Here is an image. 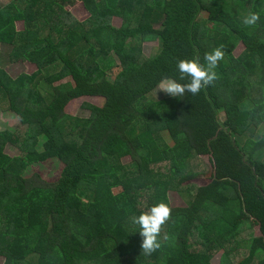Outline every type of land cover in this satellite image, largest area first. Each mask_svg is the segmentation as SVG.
<instances>
[{
	"label": "trees",
	"instance_id": "trees-1",
	"mask_svg": "<svg viewBox=\"0 0 264 264\" xmlns=\"http://www.w3.org/2000/svg\"><path fill=\"white\" fill-rule=\"evenodd\" d=\"M67 1L0 3V47L36 68L11 76L0 66V107L20 124L0 128L3 264H211L219 250L217 264H264V0H78L83 21ZM253 12L259 21L245 25ZM216 48L212 84L152 97L165 78L190 83L179 60L206 68ZM84 95L104 101L84 102L87 116L65 111ZM46 159L63 164L53 180L32 169ZM168 190L185 193L184 205L169 204ZM160 202L171 215L145 255L131 218Z\"/></svg>",
	"mask_w": 264,
	"mask_h": 264
},
{
	"label": "rangeland",
	"instance_id": "rangeland-1",
	"mask_svg": "<svg viewBox=\"0 0 264 264\" xmlns=\"http://www.w3.org/2000/svg\"><path fill=\"white\" fill-rule=\"evenodd\" d=\"M6 1L8 0H0V3L2 4V3H5ZM64 7L74 16V18H76L79 21H83L88 17L87 11L85 10L82 3L79 2L78 0L67 1L64 4ZM111 23L114 26L118 27L121 23V20L119 17L113 16ZM209 25L211 28H215L213 24H209ZM16 29L18 31L22 30V23L17 22ZM157 48H158V44L156 41L145 42L142 44V53L144 56H151L152 54H154ZM241 50H242L241 44L235 43L231 47V54L233 56H237ZM7 52H8L7 47L5 46L0 47V66L4 69V71L7 74L11 76H14L19 73L31 74L36 70L35 66L28 62L17 61V62L10 63L6 56ZM116 63L117 62L115 58L110 55H108L107 58L104 60V64L106 66L105 67L106 73L108 74L110 78H112L114 74H116L117 72V69L113 68ZM158 85L152 90L151 92L152 97L160 98V97L168 96L164 92L159 90ZM103 101L104 99L101 96L84 95V96L70 100L65 106V111L71 115L87 116L88 110L83 108L82 106L84 102L95 104V105H101ZM19 126L20 124H19L17 117L14 114H12L10 111H4L0 107V128L8 129L13 132V131H16L17 128H19ZM4 151L11 156L16 155L18 153V150L12 145H10L9 143L5 145ZM199 160L201 161V163H204L205 165H207L208 160H207L206 155L199 156ZM119 163L121 165L128 166L130 163V157L129 156L121 157L119 159ZM32 169L34 171L36 170L44 178L48 180H53L57 176L60 175L63 169V164L61 162H57L56 160L46 159L40 162L38 165H34ZM190 182L193 184L200 185V184L206 183L207 179L203 177H195L192 180H190ZM113 190L115 192H118L120 191V187L119 186L113 187ZM166 197H167L169 204H171L172 206L184 205L185 193L183 192L178 193V191H175V190H168L166 192ZM252 232L255 234H258L257 228L255 226H253ZM219 253H220V250L213 253V255L210 257L211 264H217ZM0 264H3V257L1 256H0Z\"/></svg>",
	"mask_w": 264,
	"mask_h": 264
},
{
	"label": "clouds",
	"instance_id": "clouds-1",
	"mask_svg": "<svg viewBox=\"0 0 264 264\" xmlns=\"http://www.w3.org/2000/svg\"><path fill=\"white\" fill-rule=\"evenodd\" d=\"M259 19V14L253 12L243 18V23L247 26H253ZM223 58V51L220 48H216L210 53H205L206 68L195 59H181L177 62L180 79L183 80L187 76L190 78V83L181 84L174 79L165 78L159 83L158 88L173 98L183 97L186 91L196 95L203 87L209 86L217 79L214 69ZM170 215L171 209L169 206L160 202L152 206L148 211L131 218V222L139 227V234L143 237L141 248L145 255H151L160 247L157 237L160 235L162 226L168 221Z\"/></svg>",
	"mask_w": 264,
	"mask_h": 264
}]
</instances>
